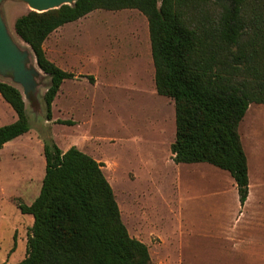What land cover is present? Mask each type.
I'll return each mask as SVG.
<instances>
[{
	"label": "rangeland",
	"instance_id": "374dc122",
	"mask_svg": "<svg viewBox=\"0 0 264 264\" xmlns=\"http://www.w3.org/2000/svg\"><path fill=\"white\" fill-rule=\"evenodd\" d=\"M0 8L12 36L18 35L15 19L32 9L20 0H3ZM208 8L212 16L220 11ZM21 48L30 50L28 66H37L30 46ZM44 48L57 65L84 76L63 82L48 120L43 96L50 79L43 71L29 95L0 74L21 90L31 123L0 150V264H17L26 255L33 220L18 202L30 204L40 192L47 139L103 163L124 224L149 246L156 264H264V104L251 103L239 126L253 193L246 224L238 218L241 204L228 171L172 159L175 105L156 91L142 12L94 10L51 33ZM16 118L0 100V126Z\"/></svg>",
	"mask_w": 264,
	"mask_h": 264
},
{
	"label": "trees",
	"instance_id": "16d2710c",
	"mask_svg": "<svg viewBox=\"0 0 264 264\" xmlns=\"http://www.w3.org/2000/svg\"><path fill=\"white\" fill-rule=\"evenodd\" d=\"M210 4L219 7L216 16ZM97 9H137L146 16L156 91L175 105L172 159L228 171L243 206L250 178L239 126L251 103L264 104V0H77L19 15L14 29L50 79L43 96L48 120L63 82L76 74L49 59L44 43L64 24ZM0 94L17 115L0 126L2 149L31 123L18 87L0 80ZM43 153L38 196L30 204L18 202L34 221L17 264H156L149 246L124 224L103 163L75 145L63 150L52 139L44 140Z\"/></svg>",
	"mask_w": 264,
	"mask_h": 264
},
{
	"label": "water",
	"instance_id": "95a60500",
	"mask_svg": "<svg viewBox=\"0 0 264 264\" xmlns=\"http://www.w3.org/2000/svg\"><path fill=\"white\" fill-rule=\"evenodd\" d=\"M2 1L3 0H0V6ZM20 1H24L25 3H27L32 10L42 12L49 9L58 8L64 4H74L77 0ZM29 60L30 50L21 48L14 41L13 36L10 33L8 26L2 16L0 8V74L3 76H10L14 83L22 85L24 93L26 95H29L30 93H34L36 91V77L40 74V71H42L37 61V66L32 65L29 67Z\"/></svg>",
	"mask_w": 264,
	"mask_h": 264
},
{
	"label": "crops",
	"instance_id": "0c3cea01",
	"mask_svg": "<svg viewBox=\"0 0 264 264\" xmlns=\"http://www.w3.org/2000/svg\"><path fill=\"white\" fill-rule=\"evenodd\" d=\"M98 10V9H97ZM90 14V13H89ZM89 14H87V15H89ZM86 15V16H87ZM85 17V16H84ZM79 20V19H78ZM149 28V27H148ZM150 37V36H149ZM151 54V56H152V53H150ZM152 60H153V58H152ZM153 66H154V63H153ZM61 67V66H60ZM64 69V68H63ZM154 70H155V68H154ZM155 72V71H154ZM76 74V73H75ZM155 74V73H154ZM79 75H82V76H84L82 73H80V74H76V77H78ZM91 75V74H90ZM92 77H93V80H96L98 77H97V75H95V76H93V75H91ZM155 76V75H154ZM75 77V78H76ZM0 100H2L3 102H6V104H8L9 106H10V104L3 98V96L0 94ZM7 144V143H6ZM5 144V145H6ZM4 145V146H5ZM1 150V149H0ZM223 170V169H222ZM233 178V177H232ZM231 182V184L233 185V187H234V190H235V194L236 193H238V189H237V185H236V182H235V180H234V178H233V180H231L230 181ZM237 190V191H236ZM254 195H255V192H254ZM252 196H253V193H252V188H251V186L249 185V194H248V198H247V200L245 201V203H244V205L243 206H241V210L239 211V214H238V218H240V220H243V223H246V224H248L247 223V221H248V219H250V218H252V217H248V205H249V201H251L252 200ZM239 197V196H238ZM259 203H260V201H258ZM259 207V206H258ZM19 208V207H18ZM257 208V207H256ZM256 208H254V209H256ZM263 209H264V206H263ZM21 211V210H20ZM221 211V210H220ZM30 216V218L34 221V218H33V215H31V214H29ZM251 216H253V215H251ZM238 224V223H237ZM17 248V243H16V247H15V249ZM13 249L14 248H12V250L10 251V253L13 251ZM14 249V250H15ZM9 253V254H10ZM9 254H8V256H9ZM11 255V254H10ZM0 261H3V260H0Z\"/></svg>",
	"mask_w": 264,
	"mask_h": 264
},
{
	"label": "bare ground",
	"instance_id": "6f19581e",
	"mask_svg": "<svg viewBox=\"0 0 264 264\" xmlns=\"http://www.w3.org/2000/svg\"><path fill=\"white\" fill-rule=\"evenodd\" d=\"M14 41L17 43V45H19L20 47H24L27 46V43L24 42L18 35H15L13 37Z\"/></svg>",
	"mask_w": 264,
	"mask_h": 264
}]
</instances>
